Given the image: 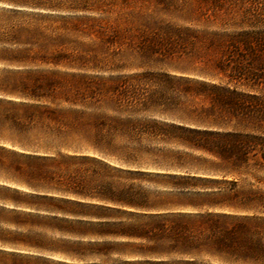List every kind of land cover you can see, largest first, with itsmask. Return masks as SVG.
<instances>
[{
    "label": "trees",
    "instance_id": "1",
    "mask_svg": "<svg viewBox=\"0 0 264 264\" xmlns=\"http://www.w3.org/2000/svg\"><path fill=\"white\" fill-rule=\"evenodd\" d=\"M103 3L0 0V264L55 256L86 262L115 252L157 259L125 264H264V190L236 188L232 180L227 190L183 203L152 191L192 186L169 171L170 157L154 146L182 144V125L131 118L165 115L171 105H58L71 104L70 93L84 85V76L69 72L73 51L84 49L83 24L98 23L84 14L107 12ZM222 90L212 100L221 105L201 107L198 116L234 127L231 118L245 108L234 90ZM183 108L195 116L196 109ZM194 133L195 144L217 160L214 174L264 169V140L235 130ZM120 215L143 220L111 221ZM105 238L146 244L98 243ZM171 254L180 259L161 260Z\"/></svg>",
    "mask_w": 264,
    "mask_h": 264
},
{
    "label": "rangeland",
    "instance_id": "2",
    "mask_svg": "<svg viewBox=\"0 0 264 264\" xmlns=\"http://www.w3.org/2000/svg\"><path fill=\"white\" fill-rule=\"evenodd\" d=\"M103 1L102 7L107 12L84 14L98 23L83 24L88 29L80 37L84 49L73 51L71 62L75 68L69 72L84 76V85L70 93L71 104L58 105H171L172 110L165 115L154 112L131 117L182 125V144L169 141L154 146L170 157L169 171L186 177L192 186L182 189V193L172 189H152L154 192L170 198L182 196L183 203L216 194L217 187L227 190V181L232 180L237 181L236 188L264 190V169L252 166L250 173L235 177L211 172L217 171L211 163L217 160L195 144L199 135L194 133L235 130L264 140V0ZM223 88L239 94L240 105L245 108L239 120L231 118L229 123L234 127L215 126L213 123L220 121L217 118L198 116L201 107L221 105L212 100L223 93ZM181 105L182 123L177 118ZM184 106L196 109L195 116L186 117ZM177 156L181 159L177 160ZM254 159L251 156V164ZM252 175L261 182H256ZM142 220L120 215L111 221L133 224ZM98 243L146 244L143 240L126 238H105ZM118 253L86 262L55 256L27 264H125V261L157 260ZM179 259L171 254L161 260L173 263Z\"/></svg>",
    "mask_w": 264,
    "mask_h": 264
}]
</instances>
